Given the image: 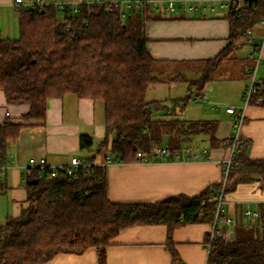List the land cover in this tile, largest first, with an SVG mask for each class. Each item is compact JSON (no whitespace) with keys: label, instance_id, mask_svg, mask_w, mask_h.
<instances>
[{"label":"trees","instance_id":"trees-1","mask_svg":"<svg viewBox=\"0 0 264 264\" xmlns=\"http://www.w3.org/2000/svg\"><path fill=\"white\" fill-rule=\"evenodd\" d=\"M18 10L19 38L10 40L0 34V89L9 104L28 108L0 123V158L10 161V147L22 128L44 123L50 98L69 93L103 105L107 131L97 151L108 147L109 136L114 134L110 153L122 162H135L139 150L149 154L163 143L172 155L180 154L182 142L195 134H207L210 144L219 143L215 120L175 116H181L193 89H203L247 40L244 31L264 19V0L230 6L226 14L229 44L205 61L201 75L189 80L187 94L170 99L171 106L166 100L147 97L157 83L171 85L184 79L180 73L164 79L163 70L155 71L162 62L147 46L145 23L157 17L149 7L125 14V8L106 3L82 4L78 12L70 14L55 3ZM260 90L264 96L261 83ZM160 114L169 117L157 116ZM239 143L225 179V193L240 183L264 181V159L251 158L246 143ZM93 146L94 138L81 134L80 149L90 151ZM94 159L95 155L86 157L89 165L71 176H51L40 166L33 167L30 174L25 171L27 205L18 216L0 221V264H36L60 252L82 253L90 247L97 248L99 264H107V246L126 227L213 221L223 182L210 184L198 196L178 194L156 202H115L108 196L107 166ZM209 262L264 264V220L253 224L240 221L234 240H214Z\"/></svg>","mask_w":264,"mask_h":264},{"label":"crops","instance_id":"crops-1","mask_svg":"<svg viewBox=\"0 0 264 264\" xmlns=\"http://www.w3.org/2000/svg\"><path fill=\"white\" fill-rule=\"evenodd\" d=\"M190 3L191 0H184L180 6L177 4L174 11L168 10L162 2L157 6L151 5L149 9L157 17L145 23L151 55L162 62L163 71L174 65V74L180 73L183 77L184 70L194 73L198 66L202 72L205 61L217 56L230 42L227 10L218 6L215 11L209 6L191 10ZM251 31L261 46L264 58V24L260 22ZM0 34L10 40L19 38V10L14 0H0ZM249 53L250 47L240 44L232 58L223 62L212 74V80L203 89L193 91L196 95L206 94L209 102H218L216 107H202L201 117L197 119L216 121L215 136L219 143L210 144L207 134H195L191 140L198 142L200 137L207 136L208 147L182 143L180 154L172 155L168 151L165 159L151 155L149 162L107 165L104 161L114 134L109 136L108 147L98 151L95 148L94 152L90 150L80 155L85 150L80 149L81 134L91 135L94 143L95 137L101 141L106 135L103 105L91 98L69 93L64 97L50 98L44 123L22 128L10 147V166L7 171L0 172V218L18 216L27 205L23 178L30 158H45L49 165H66L71 163L72 157L85 159L95 155V163L107 166L108 196L115 202H156L178 194L198 196L210 184L222 182L224 161L232 156L228 142L235 132L233 115L227 113L226 107L242 103L243 89L249 82L248 71L255 64V60L248 57ZM257 77L264 87V63L259 64ZM190 78L184 77L183 80H188V84ZM172 85L174 83L169 85L170 89ZM3 95L0 89V123L9 116L14 118L27 111V105L9 104ZM153 98L156 99V96ZM244 115V121L238 128L241 141L246 143V152L251 158L264 159V103L251 104ZM182 116L183 113L181 119L197 120ZM196 153L198 157L194 156ZM226 199L229 201V213L235 217L237 224L240 221L253 224L257 219L264 220V181L256 179L240 183L226 193ZM248 210L252 214L247 215ZM211 227L208 222L173 227L167 224L126 227L107 246L106 263L206 264ZM36 264H99L98 251L96 247H90L82 253L60 252Z\"/></svg>","mask_w":264,"mask_h":264},{"label":"built area","instance_id":"built-area-1","mask_svg":"<svg viewBox=\"0 0 264 264\" xmlns=\"http://www.w3.org/2000/svg\"><path fill=\"white\" fill-rule=\"evenodd\" d=\"M184 0H14V4L16 7H42L49 3H55L60 10L66 11V13H76L79 10L80 5L82 4H89V3H106L110 7L120 6L125 8L123 14L127 10L131 9H141L146 8L149 6H157L158 3L162 2L165 3V6L168 10L174 11L180 3ZM248 0H191L189 5V9H197L199 7H210L212 11L218 9L228 10L230 6L242 4L243 2ZM213 2V3H212ZM216 2V4L214 3ZM212 3V4H210ZM210 4V5H209ZM218 6V7H217ZM150 8V7H149ZM261 23L264 24V19L261 20ZM252 28H248L244 31L246 35H248L247 40L242 43L243 46L250 47V53L248 57L250 59L255 60V64L249 68V82L243 89V97L242 103L240 105H230L226 107L227 113L233 115V128L235 132L232 135V156L224 161V178L222 180L223 187L221 192L218 194L216 198V207L214 210L213 221L211 222V230L207 239V247H208V261L206 264H212L209 262V253L211 244L214 240L218 237L223 238L225 241H232L235 237V229L237 227V223L235 217L229 213V201L226 199V193L224 192L225 187V179L228 175V170L234 163L235 154L237 148L239 146V142H241L242 137L238 132V128L242 125L245 117L246 108L251 104H263L264 103V96L260 90V81L257 77V68L259 64L264 63V58L261 52V46L256 42L255 38L252 36ZM203 98L208 99L206 94L195 95V98ZM9 115V112H7ZM151 155L155 156L157 159H165L168 155V149L165 146H157L152 149V152L147 154L139 150L137 152V161L139 162H149L151 161ZM194 156L198 157L199 154H195ZM105 164H119L122 163L119 157L112 156L110 151H108L106 155ZM10 162L4 161L0 158V171L5 172L9 168ZM89 162L84 161L81 157H72L71 163L66 165H49L45 158H41L36 160L35 158L29 159V165L26 167V173L31 172V169L35 166H40L42 168H47L51 176H57L60 174H66L68 176L73 175L78 168L84 166H88ZM247 215L252 214L250 210H248ZM257 215V214H255Z\"/></svg>","mask_w":264,"mask_h":264},{"label":"rangeland","instance_id":"rangeland-1","mask_svg":"<svg viewBox=\"0 0 264 264\" xmlns=\"http://www.w3.org/2000/svg\"><path fill=\"white\" fill-rule=\"evenodd\" d=\"M171 66H172L171 69L164 70V73H165V75L163 76L164 79L165 78L167 79L169 77H173L175 75L174 72H173L174 71V69H173V66L174 65H171ZM200 68L201 67L198 66L197 71L194 72V73L193 72H190V70L188 72H186L184 70L183 71L184 77H186V78H188V77L190 78L191 77L192 79L193 78H198L201 75V73H202L201 70H199ZM159 69L162 70V65L161 64L160 65H156L155 71L158 72ZM187 81L188 80L176 81L174 83V85L171 86V89H170V86L167 85V84L157 83V84H155L152 87L151 90L148 91L147 97H148V99H154L153 96L155 95L156 96V99L166 100V104H168V106H171L172 105V102H170V99L180 98V96L182 97L185 94H187V92H188V84H187ZM193 91H194V89H193ZM195 95H196V93L194 92L193 93L194 98L192 97V99L189 101V103L187 104L186 109L183 112V116L182 117H184L186 119H197V118L201 117L199 115H200V112H201V108L202 107L204 108L205 105H207L208 107L214 105V107H216L217 104H218V102H209V99H203V98H197V97L195 98ZM197 99L199 101H197ZM98 102H99V104H101L100 101H98ZM157 116L166 117L163 114H160V115H157ZM167 117H169V116H167ZM175 117L181 118L180 115H176ZM205 138H207V136L200 137L199 140H198V142H195V140H190V141L184 140L182 143L183 144L190 143L194 147L204 148V147H208V141ZM95 139H96V142L94 143V146L91 149L92 152L95 151V148L97 146V143L100 141V140H98L99 138H97V137H95ZM161 146H164V143ZM88 152H89V150H87V151L84 150V152H81L80 155H85ZM104 153H105V151L102 152V155ZM5 220H6V218H0V221H2V222L5 221Z\"/></svg>","mask_w":264,"mask_h":264},{"label":"bare ground","instance_id":"bare-ground-1","mask_svg":"<svg viewBox=\"0 0 264 264\" xmlns=\"http://www.w3.org/2000/svg\"><path fill=\"white\" fill-rule=\"evenodd\" d=\"M227 186V185H226Z\"/></svg>","mask_w":264,"mask_h":264}]
</instances>
